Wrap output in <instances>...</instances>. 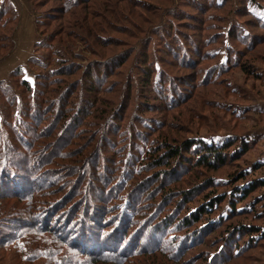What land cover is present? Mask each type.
Returning <instances> with one entry per match:
<instances>
[{
	"label": "rangeland",
	"instance_id": "374dc122",
	"mask_svg": "<svg viewBox=\"0 0 264 264\" xmlns=\"http://www.w3.org/2000/svg\"><path fill=\"white\" fill-rule=\"evenodd\" d=\"M121 1L130 9L120 13L115 22L118 26L110 31L112 39L119 42L106 51V60L99 61L101 72L97 65L92 68L97 78L94 84L102 89L101 112L93 117L79 115L66 133H57L62 137L59 164L36 167L34 177L47 183L37 194L38 209L55 208L77 177L66 176L79 171L88 181L97 179L87 187L90 195L106 197L109 216L122 209L132 214L129 236H145L148 252L131 258L129 264H264V188L244 203L234 196L235 190L249 182L264 180V0ZM45 10L37 14L41 21ZM149 19L154 24L145 31ZM125 24L135 26L130 32L138 40L124 34L120 27ZM39 43L36 63L25 67L21 76L4 79L3 87L12 88L7 105L0 93V147L6 142L11 152L8 156L21 153L31 161L45 153L38 142L48 141L41 139L53 118L48 110L53 104V110L59 107V92L47 95L50 107L38 116L31 92L17 83L24 79L33 93H45L42 84L49 82L45 74L55 65L47 71L42 67L47 63L42 58L47 45L44 38ZM146 54L156 71L151 89H143L141 77ZM95 58L98 56L85 51L77 63L90 69L88 61ZM82 77L67 80L78 83L83 82ZM81 107L86 110L88 105ZM104 109L113 113V120L95 119L106 117ZM76 111L74 108L72 114ZM89 122V127L80 125ZM196 139L218 146L233 143L240 153L245 141L250 149L241 158L236 157L238 151L235 156L229 152L226 165L218 170L197 167L194 162L177 165L175 174L164 177L160 184L158 170L147 167L150 148L160 142ZM95 145L97 151L91 153ZM79 164H83L80 169ZM243 171L245 181L236 182ZM109 178L114 180L109 183ZM139 181L144 184L137 185ZM50 184L53 186L48 187ZM164 190L172 192L167 199L162 197ZM219 197L225 201L195 223L192 215ZM233 204L240 212L232 213ZM150 217L153 222L148 228L144 223ZM190 218L192 223L186 227L184 222ZM1 226L9 229L6 224ZM244 226L262 229L263 237L252 243L253 232L234 233L235 228ZM148 231L154 236L150 240ZM0 253L9 260V253Z\"/></svg>",
	"mask_w": 264,
	"mask_h": 264
},
{
	"label": "trees",
	"instance_id": "16d2710c",
	"mask_svg": "<svg viewBox=\"0 0 264 264\" xmlns=\"http://www.w3.org/2000/svg\"><path fill=\"white\" fill-rule=\"evenodd\" d=\"M29 1L35 15L39 39L34 45V51L28 60L27 67L36 63L37 58L34 54L40 47V38H44L47 45L44 46L47 49V54L42 56L47 63L42 67L45 71L48 70L49 66L55 65V67L45 74V79L49 78L48 84L47 82L42 84L46 90L45 93L39 94L36 91L33 93L30 83L24 79L17 80V83L19 82L22 88L31 92V99L33 102L34 100L37 102V105L35 102L33 105L38 107L36 110L38 116L41 117V113L50 107L51 98L47 95L51 96L59 92L58 96L56 95L59 107L57 110H53V104L51 111L50 108L48 110L53 118L48 127V132L41 136V139L45 137L48 141L38 142V147L42 146L45 149V153L40 155L38 161L32 160V162L21 153L19 157H16L15 154L8 156L11 152L6 142L0 147V223L8 225L9 228L5 229L1 226L0 252L10 254L7 261L6 257H2L0 253V264L2 262L9 264H129L131 258L148 252L146 249L147 241L144 243L145 236L141 235L142 233L141 236L139 235L140 237L138 236L139 239H137L136 233L128 235L131 227L128 225L130 218L133 217L131 213L122 209L118 214L115 212L113 217L109 216L111 209L108 211V208L104 206L106 197L104 195H90L87 186H93L92 183L97 179L88 181L85 178L86 175H82V172L79 171H76L74 176H66L77 177L75 180L73 179L74 182H71V187L62 199L57 201L55 208L50 206L49 208L38 209L37 194L43 191L47 183L45 180L36 179L34 176L37 173V164L39 167L57 166L59 164L58 159L63 154L59 150L62 137L57 133H66L72 123L77 121L79 115L85 114L87 117H93V115L101 112V106L98 105L104 101L99 96L102 89L94 84L97 78L92 68L97 65L99 67L98 72H101L102 68L99 66V61L106 60V51L111 47L115 48V41H118L112 39L110 31H112L113 26H118V23L115 22L118 20L116 18L120 17V13L130 8L128 5L123 6L121 0ZM41 9H46L43 21L37 18ZM144 10L147 9L144 8ZM149 12L151 13V10ZM149 21L145 22L147 26L149 25L145 31L152 26L151 23L154 24L152 19ZM16 23V12L10 6L0 4V31L2 32L0 36V61H3L12 52ZM125 25L126 27H120L125 29L123 30L125 31L124 34L130 39L138 40V36L130 32L135 26ZM137 29L142 28L140 26ZM85 51L98 56L97 59L88 61L89 64H92L90 69H86L85 66L80 67V64L77 63ZM142 65L140 69L146 74L141 76L143 89H151V78L156 71L153 70L154 66L149 62L148 54L144 56ZM242 70L246 74L249 73L247 66H243ZM23 71V67L16 68L10 73L9 78L21 76ZM82 75L84 77L83 82L76 83L73 80L69 83L67 80L74 77L81 79ZM141 77L139 76V79ZM4 85L5 80L0 82V93L2 101L6 102L7 105V101L12 96V88L10 85L3 87ZM131 93L133 94L129 91V96L132 95ZM82 104L88 105L86 110H82ZM74 108H77V111L72 114ZM103 112L107 114L106 117L96 116L97 121L104 119L106 122L108 117L113 120L111 118L113 113L108 112L107 109H104ZM32 114L34 117L37 116L35 110ZM90 124L92 122H89L88 125L87 123H80L82 127H89ZM107 126L108 122L104 124L102 131ZM241 143L240 153L238 145L233 143L218 146L217 144L209 145L205 141L197 139L174 144L160 142L148 151L150 161L147 167L150 170H158L159 174L157 173V175L162 180L160 184L164 181V177L175 174L177 165L186 166L194 162L193 164H196L197 167L218 170L226 165L227 157L230 156L229 152L235 156L238 151L239 155L236 157L239 158L249 152L248 142L243 141ZM14 149L18 148L14 147ZM94 151H97L96 145L92 147L91 153ZM83 164H79L77 167L80 169ZM246 177L247 175L243 171L236 177V182L245 181ZM107 180H110V183L114 179L109 178ZM138 184H144V182L139 181ZM68 185L69 183H67ZM49 186H53V184ZM263 188L264 180H253L246 187L235 190L234 196L239 197V201L244 203ZM167 191L164 190L162 194V197L164 196L166 199L172 195V192L168 193ZM151 192H148L147 195ZM224 201L225 198L219 197L207 202L192 215L194 222H202L206 214H211L214 208ZM235 207L236 204H233L231 208L233 214L240 212ZM151 222H153L152 217L147 218L144 224L149 228ZM191 223V218L186 219L184 225L189 227ZM243 230L255 234L252 235V243L254 242L253 239L258 238V236L263 237L261 234L263 230L255 226H244L242 229L237 227L234 233ZM150 235L148 231L149 240L154 237ZM194 238L192 239L194 240ZM153 240L156 241L159 238Z\"/></svg>",
	"mask_w": 264,
	"mask_h": 264
},
{
	"label": "crops",
	"instance_id": "0c3cea01",
	"mask_svg": "<svg viewBox=\"0 0 264 264\" xmlns=\"http://www.w3.org/2000/svg\"><path fill=\"white\" fill-rule=\"evenodd\" d=\"M0 4L10 6L17 14V23L13 33L12 52L0 61V81L6 79L19 67H27L38 40L35 15L29 0H0Z\"/></svg>",
	"mask_w": 264,
	"mask_h": 264
}]
</instances>
